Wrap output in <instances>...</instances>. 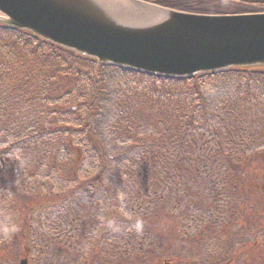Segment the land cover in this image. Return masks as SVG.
Returning a JSON list of instances; mask_svg holds the SVG:
<instances>
[{
	"label": "trees",
	"instance_id": "trees-1",
	"mask_svg": "<svg viewBox=\"0 0 264 264\" xmlns=\"http://www.w3.org/2000/svg\"><path fill=\"white\" fill-rule=\"evenodd\" d=\"M229 1L155 0L201 13L264 9V0ZM263 151V66L167 77L99 63L0 23V165L19 153L34 171L27 191L14 189L19 219L32 220L17 228L32 258L136 264L132 256L159 247L158 216L204 242L237 202L246 159ZM66 165L75 172H60Z\"/></svg>",
	"mask_w": 264,
	"mask_h": 264
},
{
	"label": "water",
	"instance_id": "water-1",
	"mask_svg": "<svg viewBox=\"0 0 264 264\" xmlns=\"http://www.w3.org/2000/svg\"><path fill=\"white\" fill-rule=\"evenodd\" d=\"M0 23L100 63L167 77L264 67V12L197 13L145 0H0Z\"/></svg>",
	"mask_w": 264,
	"mask_h": 264
},
{
	"label": "rangeland",
	"instance_id": "rangeland-1",
	"mask_svg": "<svg viewBox=\"0 0 264 264\" xmlns=\"http://www.w3.org/2000/svg\"><path fill=\"white\" fill-rule=\"evenodd\" d=\"M230 2L216 0L215 4L225 5ZM79 153V150L75 149L74 158L77 156L78 159ZM22 162V156L15 153L8 162L3 163L2 167L0 165V217L1 214L3 218L5 216L4 223L2 226L0 224V239H2L0 240V264H20L22 259H27V264H52L41 261L39 258H32L27 251L28 243L25 234L17 235V228L21 227L18 221L24 224L32 222L28 219V213L22 214L23 219H19L20 213L17 212L20 211L15 206L17 199L14 189H19L21 192L27 191L29 175L34 172L33 170L26 172ZM245 164L244 172L237 180L235 192L238 195L237 202L232 204L229 215L226 214L223 217V223L220 224L221 233H212V237L205 239L204 242H193L179 230L180 223L177 219L158 216L152 228L154 235L159 238L156 242L159 247L156 250L153 248L151 251L148 250L149 254L145 253L146 251L145 254L141 253L139 259L132 256L134 261L138 260L136 264H200L198 262L200 260L207 261V264H212L214 261H219L218 264H264V151L246 159ZM60 172L63 174L75 172V169L66 165ZM79 181L81 179L76 182ZM34 183L38 185L37 181ZM47 191L48 186H45L37 192H41L44 196ZM39 194L34 193V197H29V202L37 200ZM25 200L21 198L19 202L22 203ZM28 200L25 202L29 206ZM25 210H27L26 206ZM21 211L24 210L21 209ZM41 217H46V214L41 213ZM208 221L214 224L210 219ZM33 230L36 235V225L33 226ZM229 230L231 235L228 233ZM235 230L236 233L233 234ZM241 230L243 232L240 233ZM242 233L244 236L241 237ZM7 238L8 240L5 241L4 239ZM236 238H245V244L235 246L228 244ZM196 255L200 258L194 260ZM46 256L55 261L59 257L55 252L47 253ZM207 256L211 257L210 261L206 259Z\"/></svg>",
	"mask_w": 264,
	"mask_h": 264
}]
</instances>
